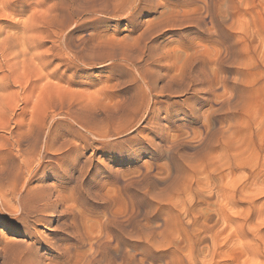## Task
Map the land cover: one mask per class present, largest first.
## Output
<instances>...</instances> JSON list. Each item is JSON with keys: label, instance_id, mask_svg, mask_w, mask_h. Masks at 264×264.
Segmentation results:
<instances>
[{"label": "rangeland", "instance_id": "374dc122", "mask_svg": "<svg viewBox=\"0 0 264 264\" xmlns=\"http://www.w3.org/2000/svg\"><path fill=\"white\" fill-rule=\"evenodd\" d=\"M35 1L39 4L36 35L43 43L38 53L43 52L46 64L35 59L22 66L21 62L29 56L19 60L6 57L11 61L7 77H19L22 86L16 84L8 92L22 91L20 95L26 98V105L23 100L20 105L24 106L21 129L27 132L18 144L15 120L20 109L8 122L6 114L0 115V124L6 125L0 126V264H85L84 260L86 264H255L263 260L264 246L251 239L253 234L248 231L254 227L239 223L225 227L221 222L213 230V234L221 231L216 245L213 247L206 239L201 243L199 257H186L187 242L183 236L193 226L187 223L184 208L177 204L191 198L197 191L196 183L207 172L215 179L219 177L214 168L229 151L232 160L246 169L239 168L228 175L225 169L224 180L230 179L242 197L256 195L250 219L263 223L260 234H264V0H87L95 11L73 19L68 17V3L64 0L26 3ZM45 10H49L48 16ZM176 15L177 19L173 18ZM229 15L235 17L229 19ZM241 42L246 44L245 51L239 48ZM218 47L228 52L219 51ZM213 48L219 54L213 56L217 61L212 57L216 50ZM196 49L199 53L206 49L211 53L210 59L206 50L204 55ZM184 54L193 61L187 62ZM183 60L186 62L181 63ZM177 62L185 67H179ZM200 65L218 76L214 89H206L195 80ZM45 68L57 73V77H45ZM175 74L180 75L178 86ZM142 76L153 92L160 91L145 109L140 105L146 102L147 88ZM32 82L40 96L34 103L29 88ZM167 110L173 114L168 120ZM190 110L196 111L201 121L192 120ZM10 139L15 141L11 144ZM223 147L227 150L224 155ZM36 193L45 195V204L38 203L42 208L38 215L34 207ZM237 198L227 206L231 215L237 216L246 209V204ZM217 202L216 197L201 204L195 201V212L214 210ZM236 228L238 231L233 234ZM251 243L260 246L254 253L246 249ZM212 254L213 260L209 261Z\"/></svg>", "mask_w": 264, "mask_h": 264}, {"label": "bare ground", "instance_id": "6f19581e", "mask_svg": "<svg viewBox=\"0 0 264 264\" xmlns=\"http://www.w3.org/2000/svg\"><path fill=\"white\" fill-rule=\"evenodd\" d=\"M64 1H66L68 4H67V7H68V17H69V19H73L74 17H76V16H81L82 14H86V13H93L94 11H95V8H94V6H93V4H92V6H93V8H90L89 6H88V4H87V0H64ZM178 1V0H177ZM183 1V0H182ZM94 2V1H93ZM148 2H149V0H148ZM147 2V3H148ZM155 2V1H154ZM101 3V2H100ZM130 3V2H129ZM136 3V2H135ZM139 3V2H138ZM145 3V2H144ZM195 3V2H194ZM205 3V2H204ZM215 3V2H214ZM72 4H76V5H78V8L77 7H75V8H72V7H74ZM131 4H133L132 2H131ZM140 4V3H139ZM146 4V3H145ZM150 4V3H149ZM178 4V3H177ZM207 4V3H206ZM108 5H109V3H108ZM122 5V4H121ZM120 5V6H121ZM134 5V4H133ZM192 5V4H191ZM39 6V4L37 3V1H35V2H32V3H26V0H0V74L2 75V76H0V115L2 114V115H4V114H6V121L8 122L9 121V119L11 118L10 116H12V114L14 113V111L16 110V109H20V111L21 112H19L17 115H16V120H15V135H16V142L18 143V144H20V142L23 140V138H24V131L26 130H24V128L23 129H21V127H22V121H21V116L23 115L22 114V112L24 111V106H22L21 107V105H20V101L21 100H23V102L25 103V100H26V98L25 97H23V95L21 96L20 95V93L22 92L21 90V92H19V91H17L16 93H9L8 92V89L10 88V87H12V86H15L16 84L17 85H19V86H21V82H19L18 80H19V77H16V78H9V77H7V75L6 74H8V72H10L11 71V65H10V60L9 59H7L6 57H8V56H11V58L13 59V60H19V59H23L25 56H29V58H25L22 62H21V64H22V66H24V64H25V62L26 61H33V60H35V59H37V60H39V61H41L42 63H44V65L46 64L45 62H44V58H43V56H42V53L43 52H40V53H38L39 52V49L41 48V46L43 45V43L42 42H40V40H39V38H38V36L36 35V32L38 31V25H39V22H38V14H39V11L36 9L37 7ZM72 6V7H71ZM123 6V5H122ZM126 6V5H125ZM131 6V5H130ZM129 6V7H130ZM140 6V5H139ZM148 6V5H147ZM152 6V5H151ZM193 6V5H192ZM196 6V5H195ZM119 7V6H118ZM138 7V6H137ZM50 9H51V7H50ZM142 9V8H141ZM171 9V8H170ZM173 9H174V7H173ZM183 8H181V10H182ZM196 9V8H195ZM100 10V9H99ZM106 10V9H105ZM112 10V9H111ZM113 10H114V8H113ZM178 10V8H176V11ZM180 10V9H179ZM181 10H180V13H181ZM198 10V9H197ZM200 10V9H199ZM26 11L28 12V14H26ZM98 11V10H97ZM128 11V10H127ZM133 11V10H132ZM176 11L174 12V14H176ZM231 11V10H230ZM45 12L46 13H44V14H47L46 16H48L49 15V10H45ZM54 12H55V10H54ZM131 12V11H130ZM185 12V10H183V12L182 13H184ZM193 12V11H192ZM194 12H195V10H194ZM207 12V11H206ZM216 12V11H215ZM53 13V12H52ZM119 13V12H118ZM171 13V12H170ZM44 14H43V16H44ZM120 14V13H119ZM125 14V13H124ZM128 14H130V13H128ZM186 14V13H185ZM187 14H188V12H187ZM198 14H199V11H198ZM232 14V13H231ZM234 14V13H233ZM181 15V14H180ZM182 15H184V14H182ZM192 15V14H191ZM226 15H228V14H226ZM55 16H57V15H55ZM124 16V15H123ZM126 16V15H125ZM129 16V15H128ZM127 16V17H128ZM167 16V15H166ZM206 16V15H205ZM231 16H234V15H231ZM231 16L229 15L228 16V18L230 17L231 18ZM51 17H53V16H51ZM66 17V16H65ZM177 15L174 17L173 16V18H175V19H177ZM190 17V16H189ZM235 17V16H234ZM234 17H232V19L234 18ZM166 18H168V17H166ZM185 18V17H184ZM186 18H187V16H186ZM229 18V19H230ZM68 19V18H67ZM158 19V18H157ZM182 19V18H181ZM208 19V18H207ZM65 21V20H64ZM178 21H180V20H178ZM212 21V20H211ZM233 21V20H232ZM156 22H158V21H156ZM170 22H171V20H170ZM170 22H167V23H169L170 24ZM166 23V22H165ZM178 23V22H177ZM209 23H211L210 21H209ZM211 24H213V21H212V23ZM163 25V24H162ZM213 25H215V24H213ZM40 27V26H39ZM215 27V26H214ZM160 28V27H159ZM165 28V27H164ZM170 28V27H169ZM212 28H213V26H212ZM162 29V28H161ZM229 29H230V27H229ZM152 30V29H151ZM150 30V31H151ZM214 30V29H213ZM59 31V30H58ZM156 31V30H155ZM217 31V30H216ZM65 32V31H64ZM158 33V32H157ZM217 33H218V31H217ZM234 33V32H233ZM68 34V33H67ZM216 34V33H215ZM57 35V34H56ZM141 35V34H140ZM208 35V34H207ZM217 35V34H216ZM218 35H220L219 33H218ZM223 35V34H222ZM233 35V34H232ZM235 35V34H234ZM54 36H55V34H54ZM221 36V35H220ZM210 37V36H209ZM219 37V36H218ZM239 37V36H238ZM253 37V36H252ZM256 37V36H255ZM140 38V37H139ZM138 37H137V40L139 39ZM190 38H192V37H190ZM234 38H236V37H234ZM197 39V38H196ZM259 39V38H258ZM211 40V39H210ZM209 39H208V41H210ZM237 40H238V38H237ZM54 41V40H53ZM186 41V40H185ZM196 41V40H195ZM227 41V40H226ZM55 42V41H54ZM58 42V41H57ZM97 42H99V41H97ZM137 42V41H136ZM198 43H199V41H197ZM218 42V41H217ZM222 42V41H221ZM70 43V42H69ZM142 43H145V42H142ZM141 43V44H142ZM189 43H191L190 41H189ZM194 43V42H193ZM211 43V42H210ZM220 43V42H219ZM228 43V42H227ZM137 44V43H136ZM179 44V43H178ZM216 44V43H215ZM221 44V43H220ZM229 44V43H228ZM241 44V46L242 47H239V48H242L243 49V51H245V49H244V45H246L245 44V42L243 43L244 45H242V42L240 43ZM240 44H238V45H240ZM144 45V44H143ZM188 45H190V44H188ZM198 45V44H197ZM202 45V44H201ZM205 45V44H204ZM222 45V47L224 48V45L223 44H221ZM226 45V44H225ZM128 46V45H127ZM126 46V47H127ZM131 46V45H130ZM145 46V45H144ZM206 46V45H205ZM204 46V47H205ZM132 47V46H131ZM193 47V46H192ZM194 47H195V45H194ZM197 47V46H196ZM202 47V46H201ZM203 47V48H204ZM207 47V46H206ZM214 47V46H213ZM229 47V46H228ZM113 48V47H112ZM145 48V47H144ZM147 48V47H146ZM189 48H191L190 46H189ZM199 48H200V46H199ZM245 48H247L246 46H245ZM115 49V48H114ZM131 49V48H130ZM134 49V48H133ZM174 49V48H173ZM172 49V50H173ZM194 49L195 48H193V55L196 53V52H194ZM197 49H198V47H197ZM195 50V51H198V50ZM206 49H209V48H206ZM206 49H203V51L204 50H206ZM214 49H216V48H213V50ZM217 49H219V47L217 48ZM217 49L213 52L214 54L212 55V57L214 56L215 57V55L217 56V54H218V52H217ZM228 49V48H227ZM241 49V50H242ZM122 50V49H121ZM121 50H119V51H121ZM162 50V49H161ZM187 50V49H186ZM185 50V51H186ZM189 50V49H188ZM201 50V49H200ZM222 51V49H219V51ZM224 51H225V53H227L226 52V49H223ZM115 51V50H114ZM122 51H125V50H122ZM127 51H129V50H127ZM200 52V53H203L204 55H205V53L204 52ZM224 51H222V52H224ZM231 51V50H230ZM138 52V51H137ZM187 52V51H186ZM208 51L206 50V53H207ZM217 52V53H216ZM221 52V53H222ZM232 52V51H231ZM141 53H143V52H141ZM188 53V52H187ZM186 53V54H187ZM198 53H199V51H198ZM199 53V54H200ZM210 53V52H209ZM209 53H207V56H209V55H211V53L209 54ZM172 54H173V52H172ZM186 54H184V59H186V61L188 60V56L189 55H187V56H185ZM190 54V53H189ZM191 54V55H192ZM209 54V55H208ZM235 53H233V55H234ZM141 55V54H140ZM219 55V54H218ZM223 55H224V53H223ZM223 55H221L223 58H225L226 56H223ZM231 55V54H230ZM126 56V55H125ZM137 56V55H136ZM172 56V55H171ZM170 56V57H171ZM206 56V57H207ZM124 57V56H123ZM169 57V58H170ZM187 57V58H186ZM197 57V56H196ZM202 57H204V56H202ZM211 57V58H212ZM214 57H213V59H214ZM127 58H128V56H127ZM162 58V57H161ZM164 58V57H163ZM194 58V57H193ZM208 59H210V56L209 57H207ZM222 58V59H223ZM237 58V57H236ZM72 59V58H71ZM137 59H138V57H137ZM160 59V58H159ZM190 59V58H189ZM226 59H228V58H226ZM163 60V59H162ZM166 61H167V59H165ZM182 60V59H181ZM202 60V59H201ZM214 60H216L217 61V57H216V59H214ZM221 60V59H220ZM232 60V59H231ZM70 61V60H69ZM161 61V60H160ZM179 62H180V60H178ZM185 61V62H186ZM189 62L190 61H193V59L192 60H188ZM187 61V62H188ZM209 62H212V61H210V60H208ZM226 61V60H225ZM129 63H131L130 61H128ZM127 62V63H128ZM184 62V60L181 62V63H185ZM196 62V61H195ZM200 62V61H199ZM198 62V63H199ZM203 62V61H202ZM135 63V62H134ZM178 63V62H177ZM223 63V62H222ZM221 63V64H222ZM230 63V62H229ZM235 63V62H234ZM203 64H205V63H203ZM236 64H237V60H236ZM238 64H239V62H238ZM133 65H135V64H133ZM174 65V64H173ZM172 65V66H173ZM178 66L180 65L179 63L177 64ZM176 64H175V66H177ZM188 65V64H187ZM192 65H195V64H192ZM191 65V66H192ZM201 65H202V63H201ZM200 65V66H201ZM217 65H219V63L217 64ZM225 65V64H224ZM233 65V64H232ZM132 66V65H131ZM177 66V67H178ZM180 66H184L185 67V65H183V64H181ZM179 66V67H180ZM199 66V67H200ZM229 66V65H228ZM45 67H47V66H45ZM177 67H176V69H177ZM178 67V69H180ZM183 67V68H184ZM194 67V66H193ZM197 67V66H196ZM221 67V66H220ZM133 68V67H132ZM139 68V67H138ZM161 68V67H160ZM159 68V69H160ZM166 67H164V69H165ZM207 68V67H206ZM213 68H216V67H213ZM226 69H227V67H225ZM229 68H231L230 66H229ZM228 68V69H229ZM158 69V68H157ZM157 69L155 70V71H157ZM172 69V68H171ZM170 69V70H171ZM174 69H175V67H174ZM192 69V68H191ZM225 69V70H226ZM49 70V69H48ZM128 70V69H127ZM137 70V69H136ZM173 70V69H172ZM183 70V69H182ZM198 70V72H197V74H196V76H195V80L198 82V83H200L201 85H204L205 86V88L206 89H214V87H213V84H215V82L216 81H218V76H215L214 74L213 75H211L212 74V71L210 72L211 74H209L208 72H206L207 70L205 69V67L204 66H201L199 69H197ZM45 71H46V68H45ZM56 71V70H55ZM174 71H176V70H174ZM217 72H218V70H216ZM227 71V70H226ZM138 72V71H137ZM178 72V71H177ZM180 72V71H179ZM183 71H181V75H183L184 73H182ZM185 72H187V71H185ZM228 72V71H227ZM165 73H166V76L168 77V75H169V73L167 74V72L165 71ZM165 73H163V74H165ZM188 73V72H187ZM191 73V72H190ZM196 73V72H195ZM229 73V72H228ZM57 73H55L54 71H51L50 72V70H49V72H44L43 73V75H46L45 77H48V79H54V78H56L55 77V75H56ZM138 74V73H137ZM192 74V73H191ZM194 74V73H193ZM217 74V73H216ZM219 74V73H218ZM144 75V74H143ZM171 75V74H170ZM174 75V74H173ZM177 74H175V77L177 78V79H175V82H176V80H179L178 79V76H180V75H178V76H176ZM223 75H224V73H223ZM227 75V74H226ZM137 76V75H136ZM164 76V75H163ZM162 76V77H163ZM186 76H188V75H186ZM54 77V78H53ZM60 77V76H59ZM58 77V78H59ZM174 77V76H173ZM190 77H192V76H190ZM228 77V76H227ZM60 78H62V77H60ZM145 78L146 77H143L142 76V80H143V82L146 84V86H144V88L145 87H147L145 90H144V88H143V90H144V92H146V102H143L142 101V99H141V103H140V105H142V107L141 108H143L144 107V109H145V107L147 108L148 107V105L150 104V101L153 99V98H156V96H158V95H160V94H158L157 95V93L159 92L160 93V91H158V89H157V91H156V93H155V90H154V92H153V88L150 86V83L148 82V81H146L145 80ZM153 78V77H152ZM166 78V77H165ZM166 79H168V78H166ZM219 79H220V77H219ZM154 80V79H153ZM163 81V80H162ZM161 81V82H162ZM187 81V80H186ZM195 81V82H196ZM47 82V81H46ZM171 82V81H170ZM173 82H174V80H173ZM174 82V83H175ZM178 82V81H177ZM177 82H176V84H177ZM120 83V82H119ZM191 83V82H190ZM190 83H188V84H190ZM197 83V84H198ZM29 84V83H28ZM48 84V83H47ZM50 84V83H49ZM142 84V83H141ZM140 84V85H141ZM217 84H218V82H217ZM51 85V84H50ZM199 85V84H198ZM216 85V84H215ZM219 85V84H218ZM28 86V85H27ZM54 86V85H53ZM137 86V85H136ZM172 86H176V85H172ZM177 86H178V84H177ZM176 86V87H177ZM195 86V85H194ZM197 86V85H196ZM195 86V87H196ZM22 87V86H21ZM29 87V86H28ZM139 87H141V86H139ZM142 87H143V85H142ZM163 87V86H162ZM213 87V88H212ZM217 87V86H216ZM29 88H31V91H32V94H31V96H30V98H31V100L33 99V102L32 103H34V100L35 101H37V99H38V94L39 93H36V88H37V86H35V84H34V82H32L31 83V87H29ZM173 88V87H172ZM180 88V87H179ZM187 88V87H186ZM190 88H191V86H190ZM193 88V87H192ZM204 88V89H205ZM223 88V87H222ZM142 89V88H141ZM163 89V88H162ZM202 89V91H203V88H201ZM200 89V90H201ZM22 90H24V88H22ZM174 90H175V88H174ZM179 90V89H178ZM208 90V91H209ZM224 90H225V86H224ZM188 91V90H187ZM190 91V90H189ZM191 91H192V89H191ZM213 91V90H212ZM8 92V93H7ZM40 92V91H39ZM55 92V91H54ZM179 92V91H178ZM183 92V91H182ZM181 92V93H182ZM206 92V91H205ZM224 92V91H223ZM141 93V92H140ZM165 93H166V91H165ZM197 93V92H196ZM210 93V92H209ZM227 93V92H226ZM52 94V93H51ZM54 94H56V93H54ZM57 94H58V92H57ZM59 94H60V92H59ZM58 94V95H59ZM62 94V93H61ZM171 94V93H170ZM174 94V93H173ZM225 94V93H224ZM228 94V93H227ZM141 95V94H140ZM176 95V94H175ZM202 95V94H201ZM205 95V94H204ZM212 96H213V94H211ZM162 96V95H161ZM171 96V95H170ZM198 96V95H197ZM42 97V96H41ZM56 97V96H55ZM72 97V96H71ZM143 97V96H142ZM169 97V96H168ZM194 97V96H193ZM200 97V96H199ZM210 97V96H209ZM39 98H40V96H39ZM63 98V97H62ZM123 98V97H122ZM128 98V97H127ZM56 99V98H55ZM69 99H71V98H69ZM121 99V98H120ZM125 99V98H124ZM132 99H134V98H132ZM139 99V98H138ZM157 99V98H156ZM198 99H200V98H198ZM202 99V98H201ZM208 99H211V98H208ZM44 100V99H43ZM53 100V99H52ZM121 100H123V99H121ZM140 100V99H139ZM68 101H70V100H68ZM67 101V102H68ZM129 101V100H128ZM127 101V102H128ZM197 101V100H196ZM182 102V101H181ZM188 102V101H187ZM195 102V101H194ZM24 103H23V105H24ZM28 103V102H27ZM49 103V102H48ZM48 103H47V106H48ZM55 103V102H54ZM58 103V102H57ZM60 103V102H59ZM115 103H116V101H115ZM114 103V104H115ZM135 103V102H134ZM136 103H137V101H136ZM186 103V102H185ZM205 103V101L203 102V104ZM46 104V103H45ZM44 104V105H45ZM120 104V103H119ZM128 103H126V105H127ZM133 104V103H132ZM183 104H184V102H183ZM182 104V105H183ZM195 104V103H194ZM25 105H26V103H25ZM32 105H34V104H32ZM31 105V106H32ZM36 105V104H35ZM63 105V104H62ZM71 105V104H70ZM74 105V104H73ZM83 105V104H82ZM131 105V103L129 104V106ZM175 105V104H174ZM200 105V104H199ZM202 105V104H201ZM166 106H167V104H166ZM210 106V105H209ZM26 107H28V106H26ZM62 107V106H61ZM72 107V106H71ZM86 107H87V105H86ZM126 107H128V105L126 106ZM136 107V106H135ZM175 107V106H174ZM140 108V109H141ZM36 108H34V110H35ZM127 109V108H126ZM167 109V108H166ZM79 110H80V108H79ZM164 110V109H163ZM162 110V111H163ZM178 109L176 108V111H177ZM180 110V109H179ZM196 110V109H195ZM229 110V109H228ZM64 111V110H63ZM71 111V110H70ZM140 111V110H139ZM186 111H188V110H186ZM81 112V111H80ZM183 112V111H182ZM24 113V112H23ZM70 113V112H69ZM77 113H79V112H77ZM116 113V112H115ZM163 113V112H162ZM172 112L171 111H169V110H167L166 111V119L168 120V119H171V117H172V115L173 114H171ZM226 113V112H225ZM82 114V113H81ZM183 114V113H182ZM190 116H191V119L192 120H196L197 119V113H196V111H194V110H190ZM200 114V113H199ZM211 114V113H210ZM8 115V116H7ZM75 115V114H74ZM143 115V114H142ZM185 115V114H184ZM5 116V115H4ZM33 116H35V115H33ZM114 116V115H113ZM154 116V115H153ZM156 116V115H155ZM82 117H84V116H82ZM137 117V116H136ZM164 117V116H163ZM33 118V117H32ZM77 118V117H76ZM178 118V117H177ZM176 118V120L175 121H178V119ZM201 118V117H200ZM78 119V118H77ZM82 119V118H81ZM100 119V118H99ZM133 119H135V118H133ZM164 119V118H163ZM209 119V118H208ZM213 119V118H212ZM10 120H12V119H10ZM32 120V119H31ZM83 120V119H82ZM87 121H88V119H86ZM89 120H90V118H89ZM96 120V119H95ZM102 120V119H101ZM198 121H201V119H197ZM206 120H207V118H206ZM205 120V121H206ZM214 120V119H213ZM6 121H4L6 124H7V122ZM84 121V120H83ZM165 121V120H164ZM174 121V120H173ZM172 121V122H173ZM187 121V120H186ZM189 121V120H188ZM208 121V120H207ZM210 121V120H209ZM208 121V122H209ZM3 122V123H4ZM26 122V121H25ZM78 122H79V120H78ZM211 122V121H210ZM4 123V124H5ZM47 123H48V121H47ZM81 123V122H80ZM90 123H91V121H90ZM121 123V122H120ZM176 123V122H175ZM202 123V122H201ZM205 123V122H204ZM26 124V123H25ZM29 124V123H28ZM28 124L26 125V126H28ZM94 124V123H93ZM119 124V123H118ZM122 124V123H121ZM136 124V123H135ZM3 126L4 128H6V125H3L2 123L0 124V126ZM32 125H33V123H32ZM99 124H97V126H98ZM126 125V124H125ZM157 125V124H156ZM175 125V124H174ZM177 125V124H176ZM228 126H229V123L227 124ZM45 126V125H44ZM81 126H83V125H81ZM96 126V127H97ZM128 126V125H127ZM130 126V125H129ZM209 126H210V124H209ZM208 126V127H209ZM223 126H225V125H223ZM8 127V126H7ZM24 127V126H23ZM28 127H30V126H28ZM92 127V126H91ZM180 127V126H179ZM178 127V128H179ZM185 127H188V126H185ZM227 127V126H226ZM11 128V127H10ZM90 128V127H89ZM95 127H93V129H94ZM176 128H177V126H176ZM176 128H174V129H176ZM181 128V127H180ZM183 128V127H182ZM182 128H181V130H182ZM190 128V127H189ZM189 128H187V129H189ZM204 128V127H203ZM206 129V131H207V123H206V127H205ZM30 129V128H29ZM83 129V128H82ZM128 129V128H127ZM166 129V128H165ZM226 128L224 127V130H225ZM229 128H227V130H228ZM14 130V129H13ZM80 130V129H79ZM88 130V129H87ZM90 130V129H89ZM95 130H97V128H95ZM94 130V131H95ZM102 130V129H101ZM158 131H159V128L157 129ZM162 130V129H161ZM180 130V129H179ZM223 130V129H222ZM223 130V131H224ZM4 131V130H3ZM12 131V130H11ZM10 130H9V132H11ZM45 131V130H44ZM103 131V130H102ZM107 131H109V130H107ZM121 131V130H120ZM177 131H178V129H177ZM177 131H175V135L176 134H178V133H176ZM204 132V133H207V132ZM217 131V130H216ZM221 131V130H220ZM229 131H230V129H229ZM229 131L227 132V133H229ZM12 132H14V131H12ZM11 132V133H12ZM26 132L27 131H25V134H26ZM50 132V131H49ZM92 132V131H91ZM119 132V131H118ZM124 132V131H123ZM160 132V131H159ZM183 132V131H182ZM182 132H181V134H182ZM11 133H9L10 135H11ZM87 133V132H86ZM90 133V132H89ZM165 133H166V131H165ZM204 133L202 134L203 136H205L204 135ZM217 133V132H216ZM221 133L222 132H220V135H221ZM4 134V133H3ZM8 134V135H9ZM57 134V133H56ZM96 134H98V133H96ZM117 134V133H116ZM168 134V133H167ZM181 134H180V136H181ZM45 135H46V133H45ZM48 135V134H47ZM108 135V134H107ZM114 135V134H113ZM166 135V134H165ZM171 135V134H170ZM199 135H200V133H199ZM3 136V135H2ZM208 136V135H207ZM210 136H211V133H210ZM218 136V135H217ZM46 137V136H45ZM177 137V135L174 137V138H176ZM178 137H179V135H178ZM196 137V136H195ZM214 138L216 137V135L215 136H213ZM225 137V136H224ZM10 138V137H9ZM11 138H13V137H11ZM90 138V137H89ZM220 138V137H219ZM4 139H6V138H4ZM8 139V138H7ZM28 139V138H27ZM35 139V138H34ZM95 139V138H94ZM100 139V138H99ZM107 139V138H106ZM111 139V138H110ZM167 139H168V137H167ZM166 139V140H167ZM170 139V138H169ZM208 139V138H207ZM212 139V138H211ZM221 139V138H220ZM14 140V139H13ZM13 140L11 141V139H10V141H11V144L13 143ZM93 140V139H92ZM91 140V141H92ZM97 140V139H96ZM101 140V139H100ZM150 140V139H149ZM164 140V139H163ZM173 140V139H172ZM171 140V141H172ZM175 140H177V138L175 139ZM181 140V139H180ZM180 140H179V144H180ZM200 140V142L201 141H203L202 139H199ZM199 140H197V141H199ZM6 141H8V140H6ZM15 141V140H14ZM170 141V140H169ZM178 141V140H177ZM182 141V140H181ZM215 141V140H214ZM218 141V140H217ZM216 141V142H217ZM33 142V141H32ZM160 142V141H159ZM175 142V141H174ZM183 142V141H182ZM199 142V143H200ZM204 142V141H203ZM211 142V141H210ZM111 143V142H110ZM7 144H8V142H7ZM129 144V143H128ZM178 144V143H177ZM22 146H23V144H21ZM20 145V146H21ZM32 146H35V145H33V144H31ZM105 145V144H104ZM106 145H108V144H106ZM157 145V144H156ZM162 145H164V144H162ZM176 145V144H175ZM227 145V144H226ZM11 146V145H10ZM15 146V145H14ZM14 146H13V148H14ZM21 146V147H22ZM44 146V145H43ZM204 146H205V144H204ZM210 146V145H209ZM5 147V145L2 147V148H4ZM12 147V146H11ZM11 147H9V148H11ZM28 147V146H27ZM202 147H203V145H202ZM8 148V147H7ZM33 148V147H32ZM36 148V147H35ZM74 148V147H73ZM77 148V147H76ZM158 148V147H157ZM171 148V147H170ZM177 148V147H176ZM175 148V149H176ZM210 149H211V147H209ZM15 149V148H14ZM19 149V148H18ZM21 149V148H20ZM164 149H165V147H164ZM168 149V148H167ZM206 149H207V147H206ZM205 149V150H206ZM222 149H224V147L222 148ZM34 150V149H33ZM37 150V149H36ZM43 150V149H42ZM73 150H76V149H73ZM163 150V149H162ZM170 150V149H169ZM174 150V149H173ZM173 150H172V152H173ZM179 149H176V151H178ZM204 150V151H205ZM164 151V150H163ZM223 151H227L226 149H224V150H221V152H222V155H224L223 154ZM33 152H35V150L33 151ZM162 152V151H161ZM174 152H175V150H174ZM21 153V152H20ZM48 153V152H47ZM164 153V152H163ZM166 153V152H165ZM170 153V152H169ZM197 153V152H196ZM206 153H208V152H206ZM224 153H226L225 154V156L223 157V158H226V159H221V160H219V163L215 166V168H214V171H219L218 173H219V177H217V179H215L213 176H211L208 172H207V176H205L201 181H198L197 183H196V185H197V191H195V192H193V194H192V196H191V198H188V200L186 199V200H181V201H178V206L180 205L182 208H184V212H185V214L187 215V223H189L191 226H193V228H192V230H189V231H185V234H184V236H183V238L185 239V242H187V244H186V257H189L190 259L191 258H193V257H199V255L201 254L200 253V250H201V243H202V241H206V239L208 240H210V242H211V244L213 245V247L216 245V241L218 240V236L220 235V232L219 231H216V233L215 234H213V230H214V227L215 226H218V224L221 222L222 224H224L225 225V227H228V226H231L233 223H239L240 224V226H247V227H250V226H252V227H254V229H248V231L251 233L252 232V234H253V236H252V238L251 239H253V240H255V241H257L259 244H260V246L261 247H263L264 246V234H260V231H261V226H262V222H260V221H258V220H251L250 219V213H251V210H252V208L255 206L254 205V198H255V196L256 195H254V196H247V197H242L239 193H241L240 191H238L237 190V188L234 186V183L233 182H231V180L229 179V180H227V181H225L224 179H225V177H226V174L224 175V173H222V172H224V170L225 169H227L228 170V172H227V175L228 174H230V173H232L234 170H236V169H239V168H244V169H246L245 167H244V165L242 164V163H239V162H237V163H235L232 159H234V158H232L231 156V154L229 153V151H228V154H227V152H224ZM17 154V153H16ZM23 154V153H22ZM162 154V153H161ZM199 154V153H198ZM201 154V153H200ZM28 155V154H27ZM76 155V154H75ZM160 155V154H159ZM165 155V154H164ZM221 155V154H220ZM221 155V156H222ZM231 155V156H230ZM165 156H167V154L165 155ZM172 156V159H173V154L171 155ZM195 156V155H194ZM207 156V155H206ZM205 156V157H206ZM22 157V156H21ZM20 157V158H21ZM29 157V156H28ZM30 157H31V155H30ZM45 157V156H44ZM160 157H161V155H160ZM164 157V156H163ZM192 157V156H191ZM190 157V158H191ZM196 157H197V155H196ZM234 157V156H233ZM26 158V157H25ZM37 158V157H36ZM170 158V157H169ZM168 158V159H169ZM199 158H201V156L199 157ZM175 159V158H174ZM183 159V158H182ZM197 159H198V157H197ZM21 160V159H20ZM24 160V159H23ZM34 160V159H33ZM36 160V159H35ZM54 160V159H53ZM58 160V159H57ZM10 161V160H9ZM39 161V160H38ZM48 161H50V160H48ZM37 162V161H36ZM35 162V163H36ZM42 162V161H41ZM178 162V161H177ZM54 163V162H53ZM59 163V162H58ZM61 163V162H60ZM170 163H171V161H170ZM170 163H169V165H170ZM29 164V163H28ZM39 164V163H38ZM56 164H57V162H56ZM172 164V163H171ZM5 165H7V164H5ZM4 165V166H5ZM82 165V164H81ZM163 165V164H162ZM161 165V166H162ZM173 165H174V163H173ZM176 165V164H175ZM28 166V165H27ZM158 166H160V165H158ZM55 167V166H54ZM58 167V166H57ZM179 167V166H178ZM27 168V167H26ZM34 168V167H33ZM45 168V167H44ZM60 168V167H59ZM172 168H173V166H172ZM190 168V167H189ZM4 170H6L5 168H3ZM29 169V168H28ZM85 169V168H84ZM87 169V168H86ZM43 170V169H42ZM81 170H83V169H81ZM146 170V169H145ZM7 171V170H6ZM27 171V170H26ZM31 171V170H30ZM33 171H34V169H33ZM69 171V170H68ZM76 171V170H75ZM128 171V170H127ZM162 171V170H161ZM64 172V171H63ZM166 172V171H165ZM171 172V171H170ZM20 173V172H19ZM36 173V172H35ZM70 173V172H69ZM211 173V172H210ZM176 174V173H175ZM174 174V175H175ZM44 175V174H43ZM68 175V174H67ZM136 175V174H135ZM168 175V174H167ZM68 176H70V175H68ZM132 176H134V175H132ZM16 177V176H15ZM27 177H29V175L27 176ZM176 177V176H175ZM178 177H179V175H178ZM181 177V176H180ZM18 179V178H17ZM175 179V178H174ZM178 179V178H177ZM28 180V179H27ZM80 180V179H79ZM180 181V180H179ZM178 181V182H179ZM28 182V181H27ZM27 182H26V184H27ZM30 182V181H29ZM55 182V181H54ZM23 183V182H22ZM172 183V182H171ZM170 183V184H171ZM77 184V183H76ZM173 184H174V182H173ZM177 184V183H176ZM47 185V184H46ZM51 185V184H50ZM57 185V184H56ZM172 185V184H171ZM25 187H26V185H24ZM20 187H21V185H20ZM53 187H54V185H53ZM40 188V187H39ZM48 188V187H47ZM57 188H58V186H57ZM169 188V187H168ZM24 189H26V188H24ZM35 189V188H34ZM49 189V188H48ZM73 189V188H72ZM29 190V189H28ZM31 190V189H30ZM35 190H37V189H35ZM169 190V189H168ZM177 190H179V189H177ZM55 191H56V189H55ZM54 191V192H55ZM71 191V190H70ZM26 192V191H25ZM34 192V191H33ZM39 192V191H38ZM45 192V191H44ZM56 192H58V191H56ZM68 192V191H67ZM47 193V192H46ZM62 193V192H61ZM175 193V192H174ZM33 194H35V193H33ZM38 193H36V197H35V201H34V203H36V205L34 204V207H36L37 209H36V215H38V213H39V211L40 210H42V208L41 207H39L38 205V203H40L41 201H43L44 199H45V195L43 194V193H39L38 195H37ZM53 194V193H52ZM55 194V193H54ZM59 194V193H58ZM69 194V193H68ZM32 195V194H31ZM65 195V194H64ZM74 195V194H73ZM47 196V195H46ZM61 196V195H60ZM66 196V195H65ZM65 196H64V200L66 199L65 198ZM238 196V200H239V203H241V204H246V209H243L242 211H240L239 212V214L236 216V215H231L230 213H229V210L227 209V206H229L230 204H232L233 202H234V198H236ZM34 197V196H33ZM53 197V196H52ZM59 197V196H58ZM62 197V196H61ZM60 197V198H61ZM75 197V196H74ZM74 197H72V198H74ZM212 197H216L217 199H218V202L216 203V207H215V209L214 210H212L211 208L210 209H208V210H206V212L205 213H198V212H195V208L196 207H194V202L196 201L197 202V204L199 203V204H201V203H205V201L206 200H209V198H212ZM54 198V197H53ZM68 199V198H67ZM34 200V199H33ZM62 200V199H61ZM167 200V199H166ZM55 201V200H54ZM59 201H60V199H59ZM67 201V203H68V200H66ZM65 201V202H66ZM236 201V200H235ZM27 202V201H26ZM33 202V201H32ZM46 202V201H45ZM63 202V201H62ZM43 204H45L44 203V201L42 202ZM1 204V203H0ZM55 204V203H54ZM62 204V203H61ZM247 204H248V206H247ZM57 205V204H56ZM67 205V204H66ZM71 205V204H70ZM175 205V204H174ZM27 206V205H26ZM45 206V205H44ZM43 206V207H44ZM69 206V205H68ZM196 206V205H195ZM46 207V206H45ZM174 207H176V206H174ZM57 208V207H56ZM66 208H67V206H66ZM29 210H31L30 208H29ZM63 210H64V208H63ZM23 212V211H22ZM49 212V211H48ZM11 213V212H10ZM21 213V212H20ZM63 213V212H62ZM139 213V212H138ZM43 214V213H42ZM47 214V213H46ZM41 215V214H40ZM134 215V214H133ZM109 216V215H108ZM147 216V215H146ZM48 217V216H47ZM41 219V218H40ZM49 219V218H48ZM177 219V218H176ZM71 221V220H70ZM129 221V220H128ZM167 221V220H166ZM165 222V221H164ZM69 223V222H68ZM106 223H107V221H106ZM130 223V222H129ZM181 223V222H180ZM105 224V223H104ZM64 225V224H63ZM159 225H160V223H159ZM164 225V224H163ZM184 225V224H183ZM187 224L185 223V226H186ZM106 226V225H105ZM132 226V225H131ZM180 226H181V224H180ZM190 227V226H189ZM237 228L234 230V233L233 234H236L237 233ZM5 232V231H4ZM209 235H211V236H209ZM89 236V235H88ZM90 237V236H89ZM93 237V236H92ZM97 238V237H96ZM89 239H91V237L90 238H88V240ZM93 239H94V237H93ZM2 240V239H1ZM97 241V240H96ZM250 242V241H249ZM93 243H94V241H93ZM92 243V244H93ZM118 244H119V240H118ZM99 245V244H98ZM85 246V245H84ZM94 246H96L95 244H94ZM93 246V247H94ZM247 250H250V251H252L253 253L255 252V249L256 250H258L259 248H260V246L259 245H256L255 247H254V245H253V243H251V244H247ZM31 247V246H30ZM53 247V246H52ZM91 247V246H90ZM99 247V246H98ZM94 248H96V247H94ZM93 248V249H94ZM87 249V248H86ZM90 249H92V248H90ZM100 249V248H99ZM208 249H209V246H207V252H208ZM66 251V250H65ZM97 251V250H96ZM95 251V252H96ZM106 251V250H105ZM80 252V251H79ZM78 252V253H79ZM88 252V251H87ZM100 252V251H99ZM115 252H116V249H115ZM92 253V252H91ZM108 253V252H107ZM113 253V252H112ZM98 254H100V253H98ZM98 254L96 255V256H98ZM116 254V253H115ZM122 254V253H121ZM65 255V254H64ZM84 255V254H83ZM94 255V254H93ZM92 255V256H93ZM103 255V254H102ZM105 255V254H104ZM117 255V254H116ZM75 256V255H74ZM85 256V255H84ZM84 256H82V257H84ZM100 256V255H99ZM106 256V255H105ZM122 256V255H121ZM71 257H72V255H71ZM70 257V258H71ZM91 257V256H90ZM102 257V256H101ZM126 257V256H125ZM69 258V257H68ZM67 258V259H68ZM92 258V257H91ZM90 258V259H91ZM97 258V257H96ZM29 259V258H28ZM78 258H76V260H77ZM102 259V258H101ZM31 260H33V259H31ZM66 260V259H65ZM70 260V259H69ZM68 260V261H69ZM96 260V259H95ZM213 260V254L211 255V259L209 260V261H212ZM34 261V260H33ZM67 261V260H66ZM74 261V260H73ZM102 261V260H101ZM35 262V261H34ZM34 262H33V264H34ZM39 262V261H38ZM78 262H80V261H78ZM84 262H85V264H86V260H84ZM87 262H89V261H87ZM92 262V261H91ZM90 262V263H91ZM74 263H77L76 261H74ZM101 263V262H100ZM6 264V263H5ZM78 264H80V263H78ZM195 264H206V262H200V261H198V262H196ZM243 264H248V263H243ZM255 264H264V259L263 260H260L259 262H256Z\"/></svg>", "mask_w": 264, "mask_h": 264}]
</instances>
